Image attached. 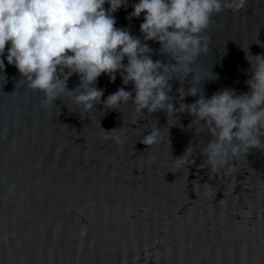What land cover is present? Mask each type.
I'll return each instance as SVG.
<instances>
[{
  "label": "water",
  "instance_id": "obj_1",
  "mask_svg": "<svg viewBox=\"0 0 264 264\" xmlns=\"http://www.w3.org/2000/svg\"><path fill=\"white\" fill-rule=\"evenodd\" d=\"M133 3L113 15L116 26L141 36L143 16L126 19ZM206 35L201 62L219 79L202 81L205 95L247 91L244 51L264 53V0L213 14ZM147 43L153 59L168 61L158 43ZM3 74L0 264H264V152L213 173L199 152L207 133L195 136L187 113L167 124L163 111L136 113L131 101L85 111L68 95L43 106V93L19 80L14 66L5 62ZM78 83L73 74L67 86ZM170 83L176 104L180 83ZM95 86L104 90L101 100L132 89L119 74L114 81L101 74ZM153 126L161 138L145 145ZM113 128L120 143L105 132ZM189 144L194 163L177 168L174 159Z\"/></svg>",
  "mask_w": 264,
  "mask_h": 264
},
{
  "label": "clouds",
  "instance_id": "obj_2",
  "mask_svg": "<svg viewBox=\"0 0 264 264\" xmlns=\"http://www.w3.org/2000/svg\"><path fill=\"white\" fill-rule=\"evenodd\" d=\"M244 4L245 0H135L126 19L143 16L137 36L116 26L113 15L126 8L128 0H0V73L5 62L14 66L19 80L43 93V106L68 95L85 111L97 104L117 109L131 101L136 113L163 111L167 124L169 118L179 123V114L187 113V128L197 137L207 133L199 149L204 165L213 173L231 172L237 158H246L252 150L264 152V53L244 51L247 91L224 87L209 96L202 81L217 80L219 74L201 58L209 49L206 30L213 14L224 8L237 11ZM149 40L159 44L167 62L152 58ZM73 74L79 83L69 88ZM101 74L110 81L119 74L123 85L131 83V91L119 87L101 100L104 90L95 86ZM174 78L180 83L176 104L169 95ZM186 96L196 99L186 103ZM150 129L142 136L145 145L161 138V129ZM105 132L121 142L117 128ZM192 153L189 144L174 159L175 166L194 163Z\"/></svg>",
  "mask_w": 264,
  "mask_h": 264
}]
</instances>
